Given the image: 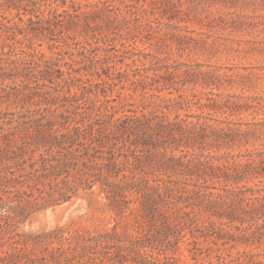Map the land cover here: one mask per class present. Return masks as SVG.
Listing matches in <instances>:
<instances>
[{"label":"trees","instance_id":"1","mask_svg":"<svg viewBox=\"0 0 264 264\" xmlns=\"http://www.w3.org/2000/svg\"><path fill=\"white\" fill-rule=\"evenodd\" d=\"M86 1L6 0L9 9H17L19 22L6 25L0 20V39L3 37L5 41L1 46L0 82L9 87L7 81L21 79V86L14 92L0 94V101L20 104L24 98L32 99L37 114L26 124L30 131L27 136L9 131L6 125L12 124L8 122L2 124L0 164L10 166L11 162L19 165L28 161L30 171L25 168L19 171L34 175L42 171L45 180L57 182L52 192L46 193L52 207L73 198L69 169L74 166L79 170L83 156H90L82 148L106 145L125 148L134 135L149 143L146 134L150 133L164 139V157L172 147L192 148L196 139L191 135L197 124L180 119L179 111L184 108L158 102H171L161 97L164 91L180 94L188 85L197 83L188 65L184 71L180 66H164L154 77L146 75L132 82V88L123 82L121 89L132 90L133 94L128 95L132 99L141 85V108L128 109L122 103L109 105L107 92L95 90L100 84L116 86L114 75L120 74V68L110 62L106 67L101 64V50L106 52L107 60L111 50L133 56L143 53L137 52L136 40L130 44L117 29L124 28L129 34L134 31L156 34L161 29L148 30L145 26L144 22L150 19L146 10L142 13L144 5L140 0H122L123 7L110 5L109 0ZM131 1L136 2L130 4ZM166 6L163 15L170 21H179L170 5ZM95 23L99 26L98 33L93 27ZM38 41L48 42L51 55L37 50L41 46ZM72 48L87 66L65 71L64 66L57 64V55ZM143 54L146 58L150 56ZM26 66L31 72H27ZM101 69L107 72L100 73ZM162 69L170 79L159 74ZM63 82L68 85L64 90H48L49 84ZM149 92L152 101H145ZM173 111L176 119L170 120ZM20 125L25 122L20 121ZM259 157V161L251 158L244 164L235 162L229 168L232 172L222 176L215 173L213 178H224L227 186L245 183L249 175L264 177V152ZM165 160L153 162L159 168L175 172L179 165L189 170L195 168L174 155ZM126 163L132 165L129 158ZM83 165L80 184L91 190L101 184L113 226L20 234L13 229L15 219L10 214V204L18 202L25 213L35 211L48 200L45 190L38 188L36 193L32 184L27 183L28 190L20 189L35 179L25 181L21 179L24 175L16 172L11 173L12 177L3 173L0 175V264H264V252H256L264 248V188L232 187L223 189V194L210 190H220L215 187L194 184L188 188V184L181 186L178 181L153 178L141 169L139 177L135 172L119 177L120 171L112 176V170L105 166L96 168L94 178H85L93 174L87 170L86 163Z\"/></svg>","mask_w":264,"mask_h":264},{"label":"rangeland","instance_id":"2","mask_svg":"<svg viewBox=\"0 0 264 264\" xmlns=\"http://www.w3.org/2000/svg\"><path fill=\"white\" fill-rule=\"evenodd\" d=\"M140 1L144 5L142 13L145 14L146 10L150 19L144 22L145 26L148 30L154 27L161 31L156 34L151 32L138 34L135 31L129 34L124 28H119L117 32L124 34L130 44L136 40L137 52L142 51L150 56L146 58L143 53L133 56L131 53H116L111 50L108 53L111 56L107 60L106 52L101 50L99 52L102 58L101 64L106 67V63L110 62L111 65L120 68V74L114 75L116 86L100 84L95 90L107 92L109 105L122 103L128 109L136 106L141 108L143 103L141 85L138 84L140 89L136 95L134 94L135 99H132L128 96L133 94L132 90L121 89L122 84H125L123 82H127V87L132 88L134 87L132 82L146 75L154 77L155 73L164 66H180L182 71L186 70L185 65L190 66L192 78L197 83L188 85L180 94L175 91L173 94L164 91L160 94L161 97L171 99V102L161 100L158 102L164 106L172 104L174 108H184L179 111L180 119L197 124L192 128L191 135L196 138L195 145L192 148L181 147L179 150H174L172 147L163 157L165 150L162 147V140L164 139L147 133L146 137L151 140L149 143H143L140 137L134 135L129 138L130 141L126 143L125 148L114 145L95 146V149L82 148V152L87 150L90 156H83L78 165L79 170L74 166L69 169L68 182L73 186V198L54 207L48 204L50 198L46 193L52 192L51 188L56 186L57 182L53 179L45 180L42 171L35 175L19 171L20 168L30 171L31 163L28 161L19 165L11 162L10 166L0 164V175L4 173L12 177L11 173L16 172L17 175H24L21 179L25 181L30 178L35 179L26 182L25 187L20 189L28 190L27 183L32 184L36 193L38 188L45 190L48 200L35 211L25 213L20 210L23 207L21 204L11 203L10 214L15 219L13 229L16 232L30 236L50 234L57 229L76 230L113 226L114 219L106 204L105 195L101 192V184L98 183L92 190L80 184L82 175L80 169L84 168L83 163H86L89 173L93 174L85 178H94L97 173L96 168L105 166L112 170V176L120 171L119 177L131 176L132 172L139 177L141 169L149 172L153 178L178 181L181 186L188 184V188H193L194 184L215 187L220 190H210L223 194H225L223 189H232V187L264 188V177L249 175L247 182L239 185L229 183L227 186L224 178H213L215 173L216 176H222L228 171L232 172L229 168H233L235 162L244 164L251 158L259 161V154L264 152V0ZM109 2L112 6H124L122 0H109ZM134 2L136 1H131L130 4ZM166 4L170 5L182 21H170L163 15L164 9L167 8ZM27 19L28 16H25V20ZM0 20L6 25L19 22L17 9H9L6 0H0ZM93 27L99 29L96 23ZM79 29L81 30L82 27ZM4 43L2 37L0 58L3 57L1 46ZM8 43L12 42L8 41ZM38 44H41V46L36 45L38 51L51 55L47 41H38ZM8 50L9 48L6 47V51ZM68 52H63L61 56L57 55L59 59L56 61L57 64L64 66L65 71L87 66V63L81 62L83 59L74 48L69 49ZM97 66L100 67V64ZM28 67L26 66L27 72H31ZM104 72L107 70H100V73ZM110 73L114 72L110 71ZM159 74L166 79L171 78L165 69ZM103 77L107 79L105 75ZM6 84L9 87H5L0 82V94L6 91L14 92L15 88L21 86V79L9 80ZM49 86H51L49 91H61L68 85L63 82ZM150 93L145 101H152ZM101 98H104L103 93ZM17 103L18 101L13 103L0 101V128H3L2 124L5 126V122H8L12 124L6 125L9 131L27 136L30 131L26 124L37 116L34 112L35 106L32 99L24 98L23 102ZM176 115L173 111L169 115L170 120L176 119ZM13 120L15 122L11 123ZM20 121L25 122V125L21 126ZM171 155L180 159L185 165L195 168L189 170L187 166L179 165L178 172H175L159 168L153 162L154 160L166 162L165 159ZM127 158L132 165L126 163ZM256 252H264V248Z\"/></svg>","mask_w":264,"mask_h":264}]
</instances>
